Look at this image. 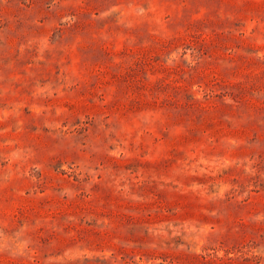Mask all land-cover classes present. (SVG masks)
<instances>
[{
	"label": "rangeland",
	"instance_id": "1",
	"mask_svg": "<svg viewBox=\"0 0 264 264\" xmlns=\"http://www.w3.org/2000/svg\"><path fill=\"white\" fill-rule=\"evenodd\" d=\"M0 264H264V0H0Z\"/></svg>",
	"mask_w": 264,
	"mask_h": 264
}]
</instances>
